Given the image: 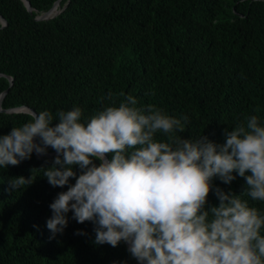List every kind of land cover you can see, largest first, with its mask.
<instances>
[{
	"label": "trees",
	"instance_id": "1",
	"mask_svg": "<svg viewBox=\"0 0 264 264\" xmlns=\"http://www.w3.org/2000/svg\"><path fill=\"white\" fill-rule=\"evenodd\" d=\"M55 1L28 0L29 12L23 0H0L3 109L55 116L80 107L87 120L112 93L117 103L132 95L138 107L187 116L183 138L222 144L225 129L252 115L264 125V0H60L58 13L36 19ZM28 120L29 112L0 111V135ZM54 157L34 152L0 168V264H138L123 241L95 244L93 223H77L71 211L63 233L50 239L49 205L67 190L43 177ZM30 175L31 185L9 190L10 179ZM213 186L239 195L246 184L236 175L230 184L216 177ZM243 198L264 212V202ZM207 199L206 206L218 204L214 192Z\"/></svg>",
	"mask_w": 264,
	"mask_h": 264
},
{
	"label": "clouds",
	"instance_id": "2",
	"mask_svg": "<svg viewBox=\"0 0 264 264\" xmlns=\"http://www.w3.org/2000/svg\"><path fill=\"white\" fill-rule=\"evenodd\" d=\"M107 99L111 103L87 120L80 107L55 116L31 112L28 121L0 135V168L18 166L34 152L56 153L43 177L67 190L49 205L50 239L63 233L71 211L77 223H93L95 244L123 241L138 264H264V212L243 198L264 202L260 118L225 129V142L217 144L203 135L183 138L187 116L138 107L132 95L118 103L112 93ZM234 173L245 180L241 194L213 186L216 177L230 184ZM35 179L14 177L9 190ZM210 192L218 204L206 206Z\"/></svg>",
	"mask_w": 264,
	"mask_h": 264
},
{
	"label": "water",
	"instance_id": "3",
	"mask_svg": "<svg viewBox=\"0 0 264 264\" xmlns=\"http://www.w3.org/2000/svg\"><path fill=\"white\" fill-rule=\"evenodd\" d=\"M23 1H24V3H25V6H26L27 10H28L29 12H31L32 8H31V6H30L28 0H23ZM59 1H60V0H56V1L53 3V5H52L47 11L42 12L41 14H39V15L36 17V19H38V20H41V19H47V18L51 17L52 15L58 13L57 6H58V4H59ZM54 9H56V12H55L54 14H51L52 10H54ZM0 21H1V26H0V27H3V26L6 25V20H5L1 15H0ZM0 76H3V74L0 73ZM7 78H8V80H9L10 84H11V83H12V78L9 77V76H7ZM6 93H7V89L3 90V91L0 93V111L7 112V113L19 112V111H25V112H29V113H31V112H35L32 108L27 107V106H20V107H15V108L3 109V108L1 107V102H2V100H3V98H4V96H5ZM35 155H36L37 157H41V156L37 155L36 153H35ZM54 155H56L55 151L50 152V153H47L46 155H43V156H46V157H52V156H54ZM126 245H127V244H126Z\"/></svg>",
	"mask_w": 264,
	"mask_h": 264
},
{
	"label": "bare ground",
	"instance_id": "4",
	"mask_svg": "<svg viewBox=\"0 0 264 264\" xmlns=\"http://www.w3.org/2000/svg\"><path fill=\"white\" fill-rule=\"evenodd\" d=\"M56 12V9L52 10L51 14H54Z\"/></svg>",
	"mask_w": 264,
	"mask_h": 264
}]
</instances>
